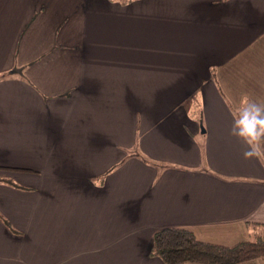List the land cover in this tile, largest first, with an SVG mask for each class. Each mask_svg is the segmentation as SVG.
Segmentation results:
<instances>
[{
  "label": "crops",
  "instance_id": "0c3cea01",
  "mask_svg": "<svg viewBox=\"0 0 264 264\" xmlns=\"http://www.w3.org/2000/svg\"><path fill=\"white\" fill-rule=\"evenodd\" d=\"M1 74L0 264H166L159 229L264 230V158L230 135L264 100V0H0Z\"/></svg>",
  "mask_w": 264,
  "mask_h": 264
},
{
  "label": "trees",
  "instance_id": "16d2710c",
  "mask_svg": "<svg viewBox=\"0 0 264 264\" xmlns=\"http://www.w3.org/2000/svg\"><path fill=\"white\" fill-rule=\"evenodd\" d=\"M3 221L10 227L7 220ZM260 226L264 228V224ZM150 254L160 257L166 264H240L253 259L264 262V233L255 239L226 246L200 240L187 228L165 227L153 234Z\"/></svg>",
  "mask_w": 264,
  "mask_h": 264
},
{
  "label": "clouds",
  "instance_id": "9594fccd",
  "mask_svg": "<svg viewBox=\"0 0 264 264\" xmlns=\"http://www.w3.org/2000/svg\"><path fill=\"white\" fill-rule=\"evenodd\" d=\"M230 135L242 141L245 160L264 158V100L245 97L232 118Z\"/></svg>",
  "mask_w": 264,
  "mask_h": 264
},
{
  "label": "rangeland",
  "instance_id": "374dc122",
  "mask_svg": "<svg viewBox=\"0 0 264 264\" xmlns=\"http://www.w3.org/2000/svg\"><path fill=\"white\" fill-rule=\"evenodd\" d=\"M261 233H264V230H261L260 232L257 231L256 234L254 233V234L252 235V238L255 239V238H256L258 235H260Z\"/></svg>",
  "mask_w": 264,
  "mask_h": 264
}]
</instances>
